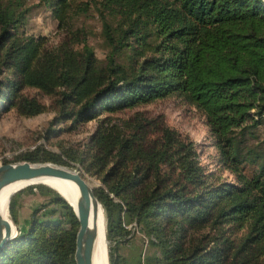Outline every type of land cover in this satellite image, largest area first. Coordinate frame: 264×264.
Segmentation results:
<instances>
[{"label":"trees","instance_id":"obj_1","mask_svg":"<svg viewBox=\"0 0 264 264\" xmlns=\"http://www.w3.org/2000/svg\"><path fill=\"white\" fill-rule=\"evenodd\" d=\"M39 1L66 31L52 48L18 32L26 0H0V113L43 112L24 93L35 89L50 98L51 124H97L73 155L37 146L17 160L71 167L64 156L101 180L105 188L94 194L109 264H122L116 249L130 234L123 221L135 222L158 250L138 264H264V0H88L75 10L73 0ZM90 7L101 21L104 62L85 29L69 26L73 11ZM170 95L203 114L219 164L236 183L217 180L194 143L161 117L111 116ZM21 190L39 191L54 207L48 216L33 210L28 228L0 251V264H75L72 209L43 184ZM60 211L63 219L52 217Z\"/></svg>","mask_w":264,"mask_h":264},{"label":"rangeland","instance_id":"obj_2","mask_svg":"<svg viewBox=\"0 0 264 264\" xmlns=\"http://www.w3.org/2000/svg\"><path fill=\"white\" fill-rule=\"evenodd\" d=\"M85 1L88 0H73L72 8L77 9V6ZM25 6L28 8V12L24 23L18 28L20 35L33 36L35 39L42 41L44 46L48 48L59 44L65 37L66 31L58 25V21L53 17L50 8L39 0H26ZM69 26L73 29H85L88 44L93 48L98 60L104 62L108 49L102 36L101 21L95 10L90 7L87 12L76 14L73 11L72 17L69 18ZM24 93L28 96H36L45 105L46 109L34 116L21 115L14 108L0 113V164L21 162L17 160V157L32 151L33 146L61 155L63 149H71V155H73V151L82 150L85 147L97 124L96 119L82 123L76 129L67 130L68 123L51 124L55 113L49 107L50 98L48 96L39 93L35 89H26ZM136 113H141L149 118L161 117L168 127L176 130L182 137H187L194 143L201 162L215 173L217 180L236 183L235 175L219 164L218 152L214 145L215 139L209 133L205 117L194 106L177 95H170L132 109L113 113L111 116L114 119H128ZM106 115L108 114L103 113L99 118ZM258 129L259 140L264 146V124L259 126ZM62 158L72 165L69 168L75 169L85 179L93 182L94 189L98 187L105 188L98 177L85 172L78 162L64 156ZM14 197L16 221L12 220L10 212H8V215L17 230L16 235L28 228L33 210L38 209L37 215L39 216H48L51 208L54 207L48 203L49 197L37 190H33V192L27 190L17 191ZM60 213V216L54 214L52 217L63 219L64 212L60 211ZM123 225L129 230L130 234L127 240L118 242L116 249L117 254L121 257L122 264H138L140 258L143 259L149 255L156 256L158 254L157 248L149 244L147 237L135 222L126 223L123 221ZM203 232L205 231L195 234L194 237H199ZM105 242L108 250L109 244L106 235Z\"/></svg>","mask_w":264,"mask_h":264},{"label":"water","instance_id":"obj_3","mask_svg":"<svg viewBox=\"0 0 264 264\" xmlns=\"http://www.w3.org/2000/svg\"><path fill=\"white\" fill-rule=\"evenodd\" d=\"M51 178L72 180L78 187V198L74 200L65 190L54 188L48 182ZM23 183L18 190L33 184H43L57 192L72 209L78 228L75 235V264H92L93 245L96 230L90 219L97 216L100 203L86 179L75 169L53 163H29L26 161L0 164V192L3 188ZM10 221L0 213V251L14 237Z\"/></svg>","mask_w":264,"mask_h":264},{"label":"bare ground","instance_id":"obj_4","mask_svg":"<svg viewBox=\"0 0 264 264\" xmlns=\"http://www.w3.org/2000/svg\"><path fill=\"white\" fill-rule=\"evenodd\" d=\"M86 181L88 182L91 188H94L93 182L87 179ZM45 182H48L54 188H61L65 190L66 193L70 195L71 198H73L74 200L78 198V193H79L78 187L72 180L62 179V178H51L46 180ZM22 185L23 183H15L3 188L0 192V213L10 221L13 234H15L17 230L14 224L12 223V221L9 219L8 203L10 197L14 193L19 191L18 188H20ZM90 223L96 230V238L94 241L93 252H92V264H109L108 252H107L108 250L106 248V242H105V220L103 217V210L101 204L100 206H98L97 216L96 217L93 216L90 219Z\"/></svg>","mask_w":264,"mask_h":264},{"label":"built area","instance_id":"obj_5","mask_svg":"<svg viewBox=\"0 0 264 264\" xmlns=\"http://www.w3.org/2000/svg\"><path fill=\"white\" fill-rule=\"evenodd\" d=\"M34 148H35V146L32 147V149H34Z\"/></svg>","mask_w":264,"mask_h":264}]
</instances>
